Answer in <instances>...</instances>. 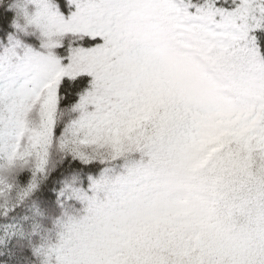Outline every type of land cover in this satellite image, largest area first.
I'll use <instances>...</instances> for the list:
<instances>
[{"label":"snow or ice","instance_id":"6c2138e0","mask_svg":"<svg viewBox=\"0 0 264 264\" xmlns=\"http://www.w3.org/2000/svg\"><path fill=\"white\" fill-rule=\"evenodd\" d=\"M0 264H264V0H0Z\"/></svg>","mask_w":264,"mask_h":264}]
</instances>
